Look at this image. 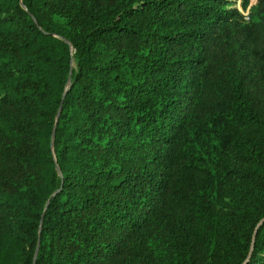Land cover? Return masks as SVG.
Segmentation results:
<instances>
[{
	"label": "trees",
	"instance_id": "trees-1",
	"mask_svg": "<svg viewBox=\"0 0 264 264\" xmlns=\"http://www.w3.org/2000/svg\"><path fill=\"white\" fill-rule=\"evenodd\" d=\"M236 2L0 0V264H264V0Z\"/></svg>",
	"mask_w": 264,
	"mask_h": 264
},
{
	"label": "rangeland",
	"instance_id": "rangeland-1",
	"mask_svg": "<svg viewBox=\"0 0 264 264\" xmlns=\"http://www.w3.org/2000/svg\"><path fill=\"white\" fill-rule=\"evenodd\" d=\"M236 6L238 7V9L243 13L244 16L248 15V11L251 9V3H249V5L246 8H243L241 6V0H237L236 2ZM248 18V17H247ZM257 95L258 97H260L262 100H264V86H259V88L257 89ZM259 106V105H258ZM261 106V105H260ZM264 107V106H262Z\"/></svg>",
	"mask_w": 264,
	"mask_h": 264
},
{
	"label": "water",
	"instance_id": "water-1",
	"mask_svg": "<svg viewBox=\"0 0 264 264\" xmlns=\"http://www.w3.org/2000/svg\"><path fill=\"white\" fill-rule=\"evenodd\" d=\"M70 77H71V72H69V74H68V86L70 85L69 84V82H70ZM67 90V89H66ZM66 90L63 92V94H62V99H61V102H60V105H59V107H58V109H57V113H56V119H58V117H59V114H60V111H61V107H62V101H63V99H64V96H65V94H66ZM53 135H54V133L52 132V137H53ZM49 201V200H48ZM48 201H47V203L45 204V208L47 207V205H48Z\"/></svg>",
	"mask_w": 264,
	"mask_h": 264
},
{
	"label": "built area",
	"instance_id": "built-area-1",
	"mask_svg": "<svg viewBox=\"0 0 264 264\" xmlns=\"http://www.w3.org/2000/svg\"><path fill=\"white\" fill-rule=\"evenodd\" d=\"M245 18H247V16H245Z\"/></svg>",
	"mask_w": 264,
	"mask_h": 264
}]
</instances>
